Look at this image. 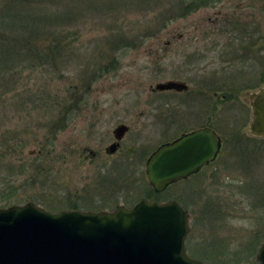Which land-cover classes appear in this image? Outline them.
I'll return each mask as SVG.
<instances>
[{
	"label": "rangeland",
	"instance_id": "374dc122",
	"mask_svg": "<svg viewBox=\"0 0 264 264\" xmlns=\"http://www.w3.org/2000/svg\"><path fill=\"white\" fill-rule=\"evenodd\" d=\"M179 1L0 0L6 47L24 57L0 68V208L113 212L175 200L188 211L190 258L258 264L264 138L248 126L249 97L264 87V0L168 19ZM118 34L130 48L115 45ZM166 81L188 90L151 91ZM120 124L129 131L108 155ZM204 126L221 139L217 159L154 193L148 155Z\"/></svg>",
	"mask_w": 264,
	"mask_h": 264
},
{
	"label": "water",
	"instance_id": "95a60500",
	"mask_svg": "<svg viewBox=\"0 0 264 264\" xmlns=\"http://www.w3.org/2000/svg\"><path fill=\"white\" fill-rule=\"evenodd\" d=\"M180 81L156 84L152 92H187ZM252 137L264 138V87L249 97ZM128 127L118 125L112 155ZM221 140L208 127L161 144L145 162V175L155 193L195 174L213 162ZM188 211L175 200L140 199L113 212H50L29 202L0 208V264H205L186 254ZM256 262L264 264V242Z\"/></svg>",
	"mask_w": 264,
	"mask_h": 264
},
{
	"label": "trees",
	"instance_id": "16d2710c",
	"mask_svg": "<svg viewBox=\"0 0 264 264\" xmlns=\"http://www.w3.org/2000/svg\"><path fill=\"white\" fill-rule=\"evenodd\" d=\"M181 1L182 0H180L178 2L177 6L175 7L172 18H168V19L173 20V19H179V18L187 17L188 15L193 14L194 12L198 11L199 9H201L203 7H208V5H211L214 2L219 1V0H189L188 2H185V1L181 2ZM0 15H1V10H0ZM5 21H7L6 17L3 20H2V18L0 19V68H2V69H3V66H6L7 63L8 64L11 63V61L16 60L17 62H21L22 60H24V57L19 54L20 52H15L14 55L16 54L17 56H14V58H12V56H13L12 51H9L8 48L6 47V42L10 41V38L8 37L9 36L8 30H10V28H9L10 25H5L4 24ZM35 30L36 29H31V32H30L31 35L36 34V32L35 33L33 32ZM21 32H22V30H21ZM22 35L24 36L25 34H22ZM23 36H22V38H24ZM114 40L116 41L115 45L120 46V49L131 47V46H129V41L125 40L124 37L122 36V34H118L117 36H115ZM24 47L26 48L25 45H24ZM48 56L51 57L50 55H48ZM6 68H7V66H6ZM100 72L102 73V70H100ZM211 89L215 90L216 88L213 87ZM227 90L228 89H225V91H227ZM74 106H76V105H74ZM70 108H72V107H70ZM70 108L68 107L67 111H69ZM157 196L159 197V194ZM1 199L6 202V201H8L9 196L4 195V196H2ZM156 200H158V198Z\"/></svg>",
	"mask_w": 264,
	"mask_h": 264
},
{
	"label": "flooded vegetation",
	"instance_id": "af4514ba",
	"mask_svg": "<svg viewBox=\"0 0 264 264\" xmlns=\"http://www.w3.org/2000/svg\"><path fill=\"white\" fill-rule=\"evenodd\" d=\"M165 92H166V91H165ZM158 93H163V92H158ZM192 113H193V112H191V113L188 115V117H191V116H192ZM250 114H251V113H250ZM200 115H201L200 117L202 118V114H200ZM204 115H205V114H203V116H204ZM120 125H124V124H120ZM117 126H118V125H117ZM124 126H125V125H124ZM127 127H128V126H127ZM205 127H206V126L201 127V128H205ZM197 129H200V128H197ZM194 130H196V129H194ZM128 131H129V128H128ZM128 131H127V133H128ZM190 132H191V131H190ZM127 133H126V134H127ZM126 134H125V135H126ZM112 136H113V134H112ZM123 138H124V137H123ZM123 138L121 139V141L123 140ZM113 139H114V137H113ZM220 140H221V139H220ZM121 141H119V146H117V150L115 151V153H116L118 150H120ZM114 142H115V140H114ZM114 142H113V143H114ZM110 145H111V144H110ZM108 147H109V146H108ZM108 147H107V148H108ZM107 148L104 149V152H105V153H106V149H107ZM220 151H221V148H220ZM220 151H219L218 155L216 156V159H217V157L219 156ZM83 152H88V155H89L91 158H95V156H96V154H95L94 151L88 150V149H86V148L83 149ZM115 153H114V154H115ZM106 154H107V153H106ZM112 155H113V154H112ZM216 159H215V160H216ZM215 160H214V161H215ZM214 161H213V162H214ZM213 162H212V163H213ZM206 166H208V165H206ZM206 166H203L202 168H200L195 174L199 173V172H200L203 168H205ZM192 176H194V174H192L191 176L187 177L186 179H188V178H190V177H192ZM186 179H184V180H186ZM181 181H183V180H181ZM178 182H180V181H178ZM131 206H132V205H131ZM131 206H130V207H131Z\"/></svg>",
	"mask_w": 264,
	"mask_h": 264
}]
</instances>
